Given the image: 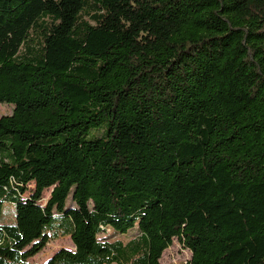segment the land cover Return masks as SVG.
<instances>
[{
	"label": "trees",
	"instance_id": "obj_1",
	"mask_svg": "<svg viewBox=\"0 0 264 264\" xmlns=\"http://www.w3.org/2000/svg\"><path fill=\"white\" fill-rule=\"evenodd\" d=\"M1 104L0 264H264V0H0Z\"/></svg>",
	"mask_w": 264,
	"mask_h": 264
},
{
	"label": "rangeland",
	"instance_id": "obj_2",
	"mask_svg": "<svg viewBox=\"0 0 264 264\" xmlns=\"http://www.w3.org/2000/svg\"><path fill=\"white\" fill-rule=\"evenodd\" d=\"M87 21L94 24L90 17L86 18ZM12 113V106L1 104L0 105V117L4 115H10ZM29 191L26 196L29 197L35 189L34 184L29 185ZM52 189L46 190L43 194V199L39 203L40 205H45L50 199ZM74 206L72 199L69 198L67 201V207L70 208ZM16 205L12 203H5L3 210L0 214V224L4 225H15L16 224ZM49 234L55 238L53 232L50 231ZM140 236V231L136 228L129 233L122 235L114 232L113 230H108L98 236L100 241H105L107 243L120 242L123 245H127L132 240L137 239ZM60 249L74 250V245L69 236L60 237L59 239L52 240L47 245V247L38 254L35 258L29 260V264H45L53 254H55ZM192 254L186 249L177 239H174L173 245L167 249L161 259V264H189L191 261Z\"/></svg>",
	"mask_w": 264,
	"mask_h": 264
},
{
	"label": "crops",
	"instance_id": "obj_3",
	"mask_svg": "<svg viewBox=\"0 0 264 264\" xmlns=\"http://www.w3.org/2000/svg\"><path fill=\"white\" fill-rule=\"evenodd\" d=\"M2 225H4V224H0V226H2ZM53 255H54V254H53ZM53 255H52V256H53ZM52 256H50V257H52ZM47 261H48V260H47ZM47 261H46V262H47ZM46 262H45V264H46Z\"/></svg>",
	"mask_w": 264,
	"mask_h": 264
},
{
	"label": "water",
	"instance_id": "obj_4",
	"mask_svg": "<svg viewBox=\"0 0 264 264\" xmlns=\"http://www.w3.org/2000/svg\"><path fill=\"white\" fill-rule=\"evenodd\" d=\"M47 204V203H46Z\"/></svg>",
	"mask_w": 264,
	"mask_h": 264
}]
</instances>
